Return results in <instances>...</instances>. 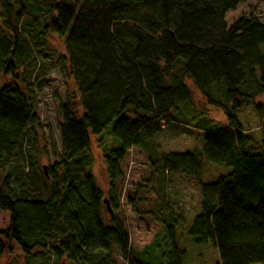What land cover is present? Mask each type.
<instances>
[{
    "label": "trees",
    "instance_id": "1",
    "mask_svg": "<svg viewBox=\"0 0 264 264\" xmlns=\"http://www.w3.org/2000/svg\"><path fill=\"white\" fill-rule=\"evenodd\" d=\"M245 1L53 0L44 9L43 0H0V170L37 122L34 75L44 68L38 56L51 59L47 35L63 39L66 55L57 65L73 81L83 112L79 117L72 102L59 106V162L47 169L48 188H11L5 177L0 211L9 214V226L0 231V259L18 252L23 264H117L115 255L124 264L156 263L150 248L130 249L115 190L127 153L148 149L167 125L181 123L192 101L190 82L225 124L193 122L203 134L199 150L167 153L150 164L155 172L191 178L200 176L202 159L230 168L216 183L200 184V212L189 235L195 245L210 242L219 264H264V150L236 118L264 94L258 50L264 22L252 15L229 27L224 21ZM28 70L34 74L27 82ZM253 109L264 127V105ZM112 123V145L102 155L111 206L104 225L101 192L90 176L83 189L77 180L91 166V138L104 149L102 134ZM162 227L160 263L183 264L173 227Z\"/></svg>",
    "mask_w": 264,
    "mask_h": 264
},
{
    "label": "rangeland",
    "instance_id": "2",
    "mask_svg": "<svg viewBox=\"0 0 264 264\" xmlns=\"http://www.w3.org/2000/svg\"><path fill=\"white\" fill-rule=\"evenodd\" d=\"M43 2L45 9L53 0ZM249 15L264 22V0H246L235 10L227 12L224 21L229 27L239 17ZM44 40L51 59L37 57V62L44 65L43 70L39 68L34 75L37 79V122L30 130L29 137L22 142L18 153L4 170H0V191L5 190L6 176L11 188L23 187L28 192L39 191L41 187L48 188L50 182L47 169L59 162V106L72 102L77 115L80 117L83 114L73 81L57 65L59 58L66 55L63 39L47 35ZM258 50L264 55V43ZM36 68L34 67V70ZM32 70H28L25 76L27 82L33 77ZM21 72H18V76ZM4 82L0 76V86ZM186 85L192 93V101L186 105L184 117H179L181 123L172 122L167 125L160 134L147 142L148 149L136 147L127 153L120 164L122 180L115 190V213L124 223L130 249L139 253L145 248H150L153 262L157 259L153 264H161L163 251L158 245L163 235L162 223L173 227L176 247L185 253L183 264H219L218 254L212 244L207 242L195 245L189 235V229L200 212V184L216 183L220 177L230 172V168L213 165L202 159L200 176L191 178L180 172L166 174L159 169L155 172L150 164V159L157 161L167 153L199 150L203 144V134L193 128V122L208 118L215 126L225 124L222 112L208 107L190 82H186ZM213 96L219 97L217 93H213ZM257 104L264 105V94L240 109L236 118L246 134L264 150V127L253 109ZM173 118H177L176 115ZM112 125L113 123L102 134L104 149L96 138H91V166L82 169L77 180L79 187L83 189L87 176H90L96 189L101 192L102 199L107 200L106 204H102L101 217L104 225H108L107 207L111 210V206L107 195L109 181L102 155L112 145V139L109 137ZM8 226L9 214L0 211V231L6 230ZM115 260L117 264H124L118 255H115ZM0 264H23V260L17 252L9 260L0 259Z\"/></svg>",
    "mask_w": 264,
    "mask_h": 264
},
{
    "label": "water",
    "instance_id": "3",
    "mask_svg": "<svg viewBox=\"0 0 264 264\" xmlns=\"http://www.w3.org/2000/svg\"><path fill=\"white\" fill-rule=\"evenodd\" d=\"M42 170H44V167L42 168ZM103 203L106 204V201L104 200ZM107 211H108L109 215H111V210L108 207H107Z\"/></svg>",
    "mask_w": 264,
    "mask_h": 264
}]
</instances>
